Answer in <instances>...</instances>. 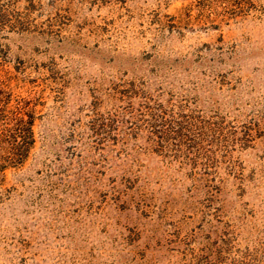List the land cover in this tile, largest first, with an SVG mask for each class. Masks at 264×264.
Returning a JSON list of instances; mask_svg holds the SVG:
<instances>
[{"label": "rangeland", "instance_id": "obj_1", "mask_svg": "<svg viewBox=\"0 0 264 264\" xmlns=\"http://www.w3.org/2000/svg\"><path fill=\"white\" fill-rule=\"evenodd\" d=\"M0 13V264H264V0Z\"/></svg>", "mask_w": 264, "mask_h": 264}, {"label": "trees", "instance_id": "obj_2", "mask_svg": "<svg viewBox=\"0 0 264 264\" xmlns=\"http://www.w3.org/2000/svg\"><path fill=\"white\" fill-rule=\"evenodd\" d=\"M0 13V17H1ZM2 104V97L0 94V105ZM1 113V110H0ZM33 116L25 111L24 106L17 102V105L13 110L8 112L6 121L0 123V143L5 141L10 143L7 150L8 159H2L0 157V162L8 161L10 164H20L26 157V152L34 143L33 137ZM9 138V140H6ZM2 150L3 147H0ZM17 151L18 153H14ZM20 152V153H19ZM1 156V155H0ZM2 160V161H1ZM4 169V165H0V170Z\"/></svg>", "mask_w": 264, "mask_h": 264}]
</instances>
